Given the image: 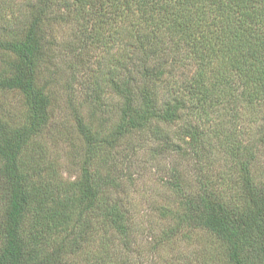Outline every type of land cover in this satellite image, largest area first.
<instances>
[{
  "label": "trees",
  "instance_id": "obj_1",
  "mask_svg": "<svg viewBox=\"0 0 264 264\" xmlns=\"http://www.w3.org/2000/svg\"><path fill=\"white\" fill-rule=\"evenodd\" d=\"M0 264H264V0H0Z\"/></svg>",
  "mask_w": 264,
  "mask_h": 264
},
{
  "label": "rangeland",
  "instance_id": "obj_2",
  "mask_svg": "<svg viewBox=\"0 0 264 264\" xmlns=\"http://www.w3.org/2000/svg\"><path fill=\"white\" fill-rule=\"evenodd\" d=\"M66 97L68 98L67 95H66ZM11 99L12 98L9 97L10 101H11ZM63 100H64V97H63ZM78 103H79V101L77 100L75 104H78ZM62 109H64V108H60L59 111ZM63 117L66 118V122L69 126L68 129L69 130L72 129L73 128V126H72L73 117L71 118L68 111L65 113V115L63 114V112H61V113L57 112L55 125L59 126L61 124V120ZM68 146L69 145H66V144H65V146L62 144H59V152L62 155V159H61L62 162L61 163L63 166L65 165V167L68 166L67 162H69L65 158V152L68 150ZM66 147H67V149H66ZM148 170L149 169H147V171ZM146 175H147V179L139 180L137 186L132 188L133 191L131 192V195H130V199H132V201L134 203L138 204L139 205L138 208L140 209V213H138V210H133L134 217H135L134 221H136L141 226V230L144 231V233L138 237L139 238L138 244H139V242L150 244L151 239H152V233L149 234V231L152 228V226L156 230H159L161 228V221L159 220V218L157 216H155L152 213L151 208H150L152 201H154L157 197L156 192L161 190V188L158 185H155L150 181L151 176L149 173H147ZM65 176H68V175L66 174ZM153 189H154V191H153ZM183 248H184V246H181L179 249L186 254H188L189 252L191 253V251H189V250L185 251ZM179 249L175 252H168L166 255L169 254V256L175 257L176 255H178ZM166 255L162 256V257H166ZM162 257H160V258H162Z\"/></svg>",
  "mask_w": 264,
  "mask_h": 264
}]
</instances>
